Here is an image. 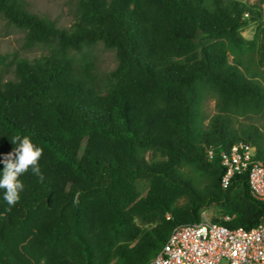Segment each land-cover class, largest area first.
Returning a JSON list of instances; mask_svg holds the SVG:
<instances>
[{
	"label": "trees",
	"instance_id": "trees-1",
	"mask_svg": "<svg viewBox=\"0 0 264 264\" xmlns=\"http://www.w3.org/2000/svg\"><path fill=\"white\" fill-rule=\"evenodd\" d=\"M75 3L73 23L61 27L24 0H0L24 46L45 48L34 59L13 55L14 78L0 79V173L11 139L27 135L43 149L44 177L29 169L19 178L11 211L0 190V264H148L176 227L201 222L212 206L221 214L213 222L257 226L264 202L247 175L222 186L221 153L243 144L264 163V133L241 122L264 115V74L250 67L255 53L264 66L262 4ZM99 43L117 57L104 88L81 63Z\"/></svg>",
	"mask_w": 264,
	"mask_h": 264
},
{
	"label": "built area",
	"instance_id": "built-area-1",
	"mask_svg": "<svg viewBox=\"0 0 264 264\" xmlns=\"http://www.w3.org/2000/svg\"><path fill=\"white\" fill-rule=\"evenodd\" d=\"M262 22L264 25V8ZM248 18L249 14H245ZM253 147L236 144L221 153V184L228 187L236 176L247 175L252 195L264 202V163L255 160ZM214 152L208 151L209 160ZM176 227L163 249L148 264H264V219L254 228H229L207 219ZM230 222L233 217H222Z\"/></svg>",
	"mask_w": 264,
	"mask_h": 264
},
{
	"label": "rangeland",
	"instance_id": "rangeland-1",
	"mask_svg": "<svg viewBox=\"0 0 264 264\" xmlns=\"http://www.w3.org/2000/svg\"><path fill=\"white\" fill-rule=\"evenodd\" d=\"M29 10L39 16L46 17L54 21L58 26L70 27L75 18V0H24ZM248 3L261 5L262 0H242ZM256 31V25L254 29ZM26 33L14 26L9 25L3 16H0V57H7L5 66H0V79L7 81L15 76V66L11 65L13 55L34 59L40 56L44 47H33L27 49L25 44ZM83 66L88 68L90 74L95 79V83L100 88H104L106 77L117 65V57L114 50L106 48L102 43L95 45L83 52ZM260 57L257 53L252 56L250 67L252 70L264 74V66L259 64ZM207 113L212 116L215 113V102L209 101ZM244 125H255L261 133H264V115L241 119ZM140 195H144L148 186L145 181H138L136 184ZM183 203V200L180 202ZM207 219L211 220L220 217V211L212 206L204 210ZM140 223V222H139Z\"/></svg>",
	"mask_w": 264,
	"mask_h": 264
},
{
	"label": "clouds",
	"instance_id": "clouds-1",
	"mask_svg": "<svg viewBox=\"0 0 264 264\" xmlns=\"http://www.w3.org/2000/svg\"><path fill=\"white\" fill-rule=\"evenodd\" d=\"M11 143L16 147L3 161V172L0 173V190H3V200L8 207L5 211H11L20 199V192L23 190V183L19 179L23 174L31 169L32 173L41 180L44 179L39 167V160L43 155V149L34 145L31 138L25 136H14ZM79 196V193H77Z\"/></svg>",
	"mask_w": 264,
	"mask_h": 264
},
{
	"label": "crops",
	"instance_id": "crops-1",
	"mask_svg": "<svg viewBox=\"0 0 264 264\" xmlns=\"http://www.w3.org/2000/svg\"><path fill=\"white\" fill-rule=\"evenodd\" d=\"M262 8H264V0H262ZM252 4V3H251ZM252 29H254V24L250 25L244 32H243V36L246 39H253L254 35H255V31L253 32Z\"/></svg>",
	"mask_w": 264,
	"mask_h": 264
}]
</instances>
